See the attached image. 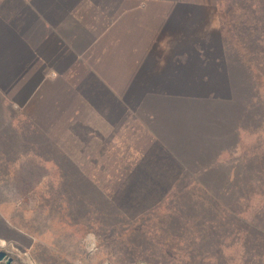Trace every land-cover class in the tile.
<instances>
[{
    "label": "crops",
    "instance_id": "0c3cea01",
    "mask_svg": "<svg viewBox=\"0 0 264 264\" xmlns=\"http://www.w3.org/2000/svg\"><path fill=\"white\" fill-rule=\"evenodd\" d=\"M215 4L0 0V148L23 150L28 164L56 165L71 180L85 165L120 166L122 150L136 159L143 149L132 174L164 160L194 175L177 150L202 138L226 150L225 137L240 130L233 98L202 88L226 74V62L211 56L224 39ZM233 164L199 166L211 175Z\"/></svg>",
    "mask_w": 264,
    "mask_h": 264
},
{
    "label": "rangeland",
    "instance_id": "374dc122",
    "mask_svg": "<svg viewBox=\"0 0 264 264\" xmlns=\"http://www.w3.org/2000/svg\"><path fill=\"white\" fill-rule=\"evenodd\" d=\"M211 1L216 3L213 12L220 15L221 22L230 27L235 25L245 38L249 36L245 25L253 19L248 14L246 1L245 4L244 0ZM217 43L211 56L219 60L217 65L225 61L228 67L232 66L234 73L233 76L224 74L217 83L202 88L215 96L233 98L230 103L235 116L230 122L233 129L238 124L240 130L225 137L224 145L233 143L226 150L210 148L216 143L203 138L199 147L190 152L177 150V155H185L186 164H193L194 175L177 174L164 166V160L146 165L144 172L132 174L131 170L141 160L139 153L146 150L143 149L138 150L136 159H132L133 150H122L120 166L85 165L84 173L71 180V175L61 172L56 165L28 164L23 150L0 148V241L5 242V248L13 246L20 256L18 264L21 261L25 264H73L74 261L146 264L141 257L132 258V240L153 249L154 236L158 242L164 241L169 235L167 227L183 233L186 218L199 221L198 212L206 209L211 222H216L202 240L215 252L212 264H264V77L259 81L249 80L242 49L236 48L227 37ZM260 47L264 49V44ZM256 56L255 60L260 61V55ZM230 82L235 83L232 93ZM205 123L202 119V125ZM230 138L232 143L228 142ZM0 147H3L1 142ZM215 160L234 164L211 175L208 170L200 169V163ZM135 176L136 179L128 180ZM175 176L189 179L185 184L179 182L173 196L165 194L167 181L160 180ZM209 176L218 179L200 182L209 191L204 195L207 199L200 200L198 193L204 194L203 188L193 178ZM158 190L163 193L156 195ZM109 196L114 197V203L109 201ZM122 210L133 213L123 220L117 213ZM105 213L110 216L105 217ZM136 221L144 225L143 229L134 231L138 226L133 224ZM90 231L96 232L100 241L95 255L85 250L84 238ZM218 240L223 243L220 247H217ZM177 256L167 255L163 264L178 260Z\"/></svg>",
    "mask_w": 264,
    "mask_h": 264
},
{
    "label": "trees",
    "instance_id": "16d2710c",
    "mask_svg": "<svg viewBox=\"0 0 264 264\" xmlns=\"http://www.w3.org/2000/svg\"><path fill=\"white\" fill-rule=\"evenodd\" d=\"M245 1L247 2V5L245 6L247 7L248 14H251V19H253V21H250L249 24L245 25V28L247 27L246 32L249 36H246L245 38V35L242 36L241 32L235 25H232V27H230V25L228 24L225 25L223 21L221 22V34L223 37H227V39L229 38L231 43H233L236 48L239 47L242 49V52L245 55L244 61L247 64L246 68L248 70V79L250 80V78H253L259 81L264 77V49L260 47V45L264 44V0H244V4ZM227 17H231V14H228ZM257 47L261 48V50H257ZM235 51L237 50H234V52ZM256 55H260L259 58L261 62L255 60V57H257ZM226 66L227 67L225 69H220V71L225 72L227 75L233 76V67L230 65L228 67L227 64ZM234 84V82L229 83L231 93L235 87ZM180 177L181 176H178V178L175 179L173 178L160 180L167 181L163 192H165V194L173 196L174 190L178 189L179 187V182L183 181L185 184L188 181L187 178ZM204 180L205 179L195 180V182L198 184L197 186L203 188L204 194L198 193V199L200 200L203 198L207 199V196L204 195L209 194V191L205 189V186L200 183ZM160 191L161 190H158L156 192V195L163 193ZM112 200H114V197L109 196V201L113 202ZM117 204L120 206L119 200ZM120 212H122L123 214ZM126 212L123 210L117 211V213L123 218V220L124 218L126 220V217H129V215L131 216L133 213ZM208 212V209H206V211L204 212H198L200 213L199 221L197 219L190 220L189 218H186L185 223L183 224L184 226L182 225L183 230L181 231L183 233L177 232L175 229L167 227V235H169L166 236V239H164V241L161 239L158 242L155 236L153 237V244L155 243V247L153 249L145 248L142 244H138L135 242V240H132L130 246L132 251L131 255L133 257H131L135 259L136 257H141L143 259L142 261L146 264H163L167 255L172 254L173 256H176V254H178V260H171L170 264H212V262L216 258L215 252L212 250V246L209 243H205L202 241L204 237H207L208 231L210 230L209 227H212L214 224H216V222H211ZM113 214L116 216L115 213ZM143 215L144 214H142L141 217ZM104 216L109 217L110 214L105 213ZM129 220L131 221L132 219L129 218ZM133 224L138 225L134 228V231L143 229L144 225L142 223L138 224V222L136 221L135 223L133 222ZM222 244L223 243H220V240H218L217 247H220V245ZM183 255H185V257Z\"/></svg>",
    "mask_w": 264,
    "mask_h": 264
},
{
    "label": "water",
    "instance_id": "95a60500",
    "mask_svg": "<svg viewBox=\"0 0 264 264\" xmlns=\"http://www.w3.org/2000/svg\"><path fill=\"white\" fill-rule=\"evenodd\" d=\"M20 256L17 255L13 246L5 248V246L0 245V264H18ZM19 264H25L24 261H21Z\"/></svg>",
    "mask_w": 264,
    "mask_h": 264
},
{
    "label": "clouds",
    "instance_id": "9594fccd",
    "mask_svg": "<svg viewBox=\"0 0 264 264\" xmlns=\"http://www.w3.org/2000/svg\"><path fill=\"white\" fill-rule=\"evenodd\" d=\"M99 237L96 232L90 231L84 238L85 250L89 255H95L99 246ZM73 264H79V261H74Z\"/></svg>",
    "mask_w": 264,
    "mask_h": 264
},
{
    "label": "bare ground",
    "instance_id": "6f19581e",
    "mask_svg": "<svg viewBox=\"0 0 264 264\" xmlns=\"http://www.w3.org/2000/svg\"><path fill=\"white\" fill-rule=\"evenodd\" d=\"M0 245H1V246H4V245H6V244H5L4 241H0Z\"/></svg>",
    "mask_w": 264,
    "mask_h": 264
}]
</instances>
